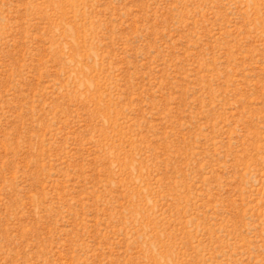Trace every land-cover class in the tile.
I'll list each match as a JSON object with an SVG mask.
<instances>
[{
    "label": "rangeland",
    "instance_id": "rangeland-1",
    "mask_svg": "<svg viewBox=\"0 0 264 264\" xmlns=\"http://www.w3.org/2000/svg\"><path fill=\"white\" fill-rule=\"evenodd\" d=\"M0 264H264V0H0Z\"/></svg>",
    "mask_w": 264,
    "mask_h": 264
}]
</instances>
